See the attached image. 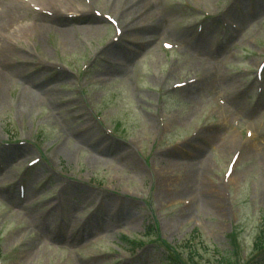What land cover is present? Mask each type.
Here are the masks:
<instances>
[{"label": "rangeland", "instance_id": "374dc122", "mask_svg": "<svg viewBox=\"0 0 264 264\" xmlns=\"http://www.w3.org/2000/svg\"><path fill=\"white\" fill-rule=\"evenodd\" d=\"M89 1L0 89V264H264V0Z\"/></svg>", "mask_w": 264, "mask_h": 264}, {"label": "bare ground", "instance_id": "6f19581e", "mask_svg": "<svg viewBox=\"0 0 264 264\" xmlns=\"http://www.w3.org/2000/svg\"><path fill=\"white\" fill-rule=\"evenodd\" d=\"M81 2L83 6H81ZM89 3V0H0V89L3 90L5 84L10 83L14 78H20L25 81L26 85H31L35 90L30 92L25 87V93L23 92L25 97H29L30 95L36 97L34 95L35 92H39V95L43 96L51 94V89L30 82L27 74L17 67L15 62H13V56L16 55L15 50L18 48L28 50V43L39 41L41 38L40 31L48 29V26L36 22L33 19L35 16L44 17V15H49V18H56V16L61 18L67 16L69 13L82 11L81 8H85V10L89 9L87 8ZM141 4L144 6L136 15L140 14V18H144L145 14L147 16L153 10V3L149 1ZM30 19L31 22L24 23L25 20ZM59 27L57 29L62 37L69 34L70 30L68 27L64 28L62 24ZM97 28L91 25L81 28V32L89 30L96 32ZM74 30L77 32L76 29ZM19 56V54L18 56L16 55V59ZM16 63L20 64L19 61H16ZM22 63L28 64V61H22ZM3 94L4 92H1V95ZM238 136L239 132H236L231 139L239 138ZM23 152H7V156H16ZM176 164L181 165V163ZM70 238L75 239L76 236H73L72 233Z\"/></svg>", "mask_w": 264, "mask_h": 264}, {"label": "trees", "instance_id": "16d2710c", "mask_svg": "<svg viewBox=\"0 0 264 264\" xmlns=\"http://www.w3.org/2000/svg\"><path fill=\"white\" fill-rule=\"evenodd\" d=\"M167 258H169V257H167ZM171 258L172 257L170 256V258H169L170 260H168V263H166V264H177L176 261L173 259L171 260Z\"/></svg>", "mask_w": 264, "mask_h": 264}]
</instances>
